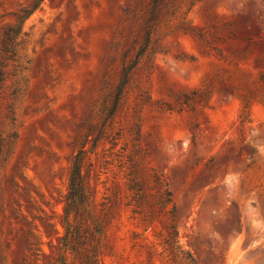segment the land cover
<instances>
[{
  "label": "rangeland",
  "instance_id": "1",
  "mask_svg": "<svg viewBox=\"0 0 264 264\" xmlns=\"http://www.w3.org/2000/svg\"><path fill=\"white\" fill-rule=\"evenodd\" d=\"M153 1L0 0L3 264H264V0H159L118 138L85 161L83 244L61 248L75 140L111 105Z\"/></svg>",
  "mask_w": 264,
  "mask_h": 264
},
{
  "label": "trees",
  "instance_id": "2",
  "mask_svg": "<svg viewBox=\"0 0 264 264\" xmlns=\"http://www.w3.org/2000/svg\"><path fill=\"white\" fill-rule=\"evenodd\" d=\"M159 0H154L152 4V9L148 20L146 22L145 27V34L146 38L144 43L139 47L138 51L133 57H130V50L129 48L125 49L122 55L121 60V67L118 74L117 84L114 88V95L113 101L111 105L107 107L103 105V111L101 112V120L94 125H90L87 129V132L83 135H78L75 140L74 146L76 151L74 152L71 164H70V176H69V187L68 191L64 196V215H65V233L60 239V244L62 245V250H69L71 252L77 251L78 245L83 244V241L80 239V223L84 220L85 216L87 215L88 211V204H89V194L88 189L86 186V180L83 173V168L85 166V161L88 155V152H93L94 148L97 147L98 143L102 140H106L111 145H114V142L117 140L116 133L112 132L111 124L115 118L116 110L121 103V99L125 95L132 83V79L135 73V70L138 69L142 65V62L145 59H149L150 55L152 54V49L150 50L149 47L151 45V29L153 27L154 21L157 18V6ZM227 38L229 39H239L240 42L247 43L248 45L256 44L255 40L253 39L252 34H244L238 35L237 27L232 28V30L227 33ZM149 64L146 65L145 70L149 68ZM260 82L264 84V74L260 75ZM139 88V87H137ZM139 97L140 100L144 99V92L143 89H139ZM256 95L254 93H250L247 97L243 100L248 102L250 99L255 98ZM183 99L185 103L189 102V97L187 94H184ZM137 105L138 102L132 107L133 114L132 117L134 118L131 124V135L134 141H138L139 138V131H138V121H137ZM106 106V107H105ZM168 109H170L168 107ZM90 136H92L90 138ZM92 141L91 146L87 149V144ZM131 161V159H130ZM133 166H130L129 173H127L128 180H127V187L131 191H136L139 184L136 180V172L133 171ZM155 181H158L157 176L153 175ZM90 213V212H89ZM72 217L76 223L74 230L69 228V217ZM173 235L177 234L176 226L171 225ZM93 248V253H94ZM94 256L87 258L83 261V264H92V259ZM0 264L2 260L0 259Z\"/></svg>",
  "mask_w": 264,
  "mask_h": 264
}]
</instances>
